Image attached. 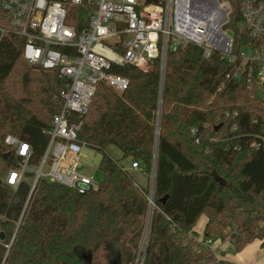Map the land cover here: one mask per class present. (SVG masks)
<instances>
[{
  "label": "trees",
  "instance_id": "trees-1",
  "mask_svg": "<svg viewBox=\"0 0 264 264\" xmlns=\"http://www.w3.org/2000/svg\"><path fill=\"white\" fill-rule=\"evenodd\" d=\"M229 2L234 51L244 43L264 48V35L251 39L240 29V0ZM89 15L77 7L69 22L80 32ZM109 43L123 52L119 41ZM22 46L16 36L0 41L1 179L18 164L9 134L27 139L38 163L67 85L29 64ZM202 51L190 43L169 49L164 64H114L127 86L98 84L79 131V140L102 154L104 182L92 191L45 178L32 188L33 172L17 188L0 183V264H238L217 261L203 241L229 237L235 251L257 238L264 245V150L251 145L264 133V96L251 95L246 76L227 78L230 64L219 53L205 58ZM111 145L120 159L108 152ZM127 158L151 184L137 180L122 163ZM203 214L200 239L193 228Z\"/></svg>",
  "mask_w": 264,
  "mask_h": 264
},
{
  "label": "built area",
  "instance_id": "built-area-1",
  "mask_svg": "<svg viewBox=\"0 0 264 264\" xmlns=\"http://www.w3.org/2000/svg\"><path fill=\"white\" fill-rule=\"evenodd\" d=\"M70 7L90 11L80 32L69 22ZM240 8V29L251 39L264 35V0H240ZM231 11L229 0H0V41L5 36L21 38L29 64L67 80L61 93L63 105L51 118L49 141L38 163L31 162L34 149L27 139L6 136L18 164L9 168L2 182L17 188L26 173L33 172L32 188L40 178L81 194L98 186L94 173L83 171L86 145L79 140V131L100 82L116 90L127 86L128 79L112 71L114 64L144 69L153 59L164 64L169 49L191 43L202 48L205 58L219 53L230 64L227 78L246 76L251 95L264 96V48L244 43L234 51L235 34L228 26ZM109 41H119L123 52ZM257 122L254 118L253 123ZM251 145L264 150V133L255 134ZM139 167L133 161L130 168ZM150 202L152 208V196ZM148 223L139 258L147 228L150 231ZM230 240L206 239L203 243L218 261L223 258L216 242L230 244Z\"/></svg>",
  "mask_w": 264,
  "mask_h": 264
},
{
  "label": "rangeland",
  "instance_id": "rangeland-1",
  "mask_svg": "<svg viewBox=\"0 0 264 264\" xmlns=\"http://www.w3.org/2000/svg\"><path fill=\"white\" fill-rule=\"evenodd\" d=\"M77 7H70V13H74V10ZM108 152L110 153V155H112L114 158L116 159H120L122 157V152L121 150L114 146L111 145L108 148ZM102 154L90 147H85L84 148V156L82 157V161L85 165V168L83 169V171L85 173H94L95 175V180L97 182V185H100L104 182V173L101 170L100 166V160H101ZM131 162V160L128 159H124L122 160V163L124 165H126L127 167H131V164L128 166L127 164ZM48 168L46 167L45 170H47ZM132 170V172L134 173L135 177L137 178V180L145 185L148 180L150 181V184L152 183V176L149 179L148 176H146L145 174H143L139 169H134V168H130ZM204 216L199 219L196 223V229L200 232L201 234V238H203V227H204ZM148 227H149V223H148ZM149 229L147 228L145 233L146 235H144V240H143V251H144V247L147 244L148 241V235H149ZM198 234V235H200ZM230 247V246H229ZM247 247V246H246ZM246 252H248V254L253 258V259H257L260 254L262 255L264 252V245L262 244V240H260L259 238L253 240L250 244H248V247L246 248ZM230 250L229 253L231 254H236L238 251H235L233 249H228V251ZM142 255V253H141ZM248 255V256H249Z\"/></svg>",
  "mask_w": 264,
  "mask_h": 264
},
{
  "label": "crops",
  "instance_id": "crops-1",
  "mask_svg": "<svg viewBox=\"0 0 264 264\" xmlns=\"http://www.w3.org/2000/svg\"><path fill=\"white\" fill-rule=\"evenodd\" d=\"M127 159L130 160V158H127ZM131 162H129L127 165L129 166L131 164ZM203 216H204V219H205L203 225L205 227V224L207 222L206 215L203 214L199 219H201ZM204 227H203V231H204ZM193 230L196 231L197 234H200V232L196 229V224H195ZM198 238L201 239V234L198 235ZM216 244L219 247L218 251L221 252V256H222L223 259H227L229 261H232V262H235V263H238V264H264V252H263L262 255L260 254V256L257 259H253L248 254V252H246V250H247L246 248L248 247V244L246 245L247 247L245 246L241 251H238L236 254L229 253L230 250L228 251V249H230V247H229L230 244L228 242H223V243L216 242Z\"/></svg>",
  "mask_w": 264,
  "mask_h": 264
},
{
  "label": "water",
  "instance_id": "water-1",
  "mask_svg": "<svg viewBox=\"0 0 264 264\" xmlns=\"http://www.w3.org/2000/svg\"><path fill=\"white\" fill-rule=\"evenodd\" d=\"M230 33H231V32H230ZM8 155H9V153L7 152V153H5L4 156L7 157ZM153 182H154V179H153ZM0 183H2V179H1V178H0ZM3 237H4V234H3V232H1V233H0V238L2 239ZM86 258H87V260L90 262L92 257H91L90 254H88Z\"/></svg>",
  "mask_w": 264,
  "mask_h": 264
}]
</instances>
